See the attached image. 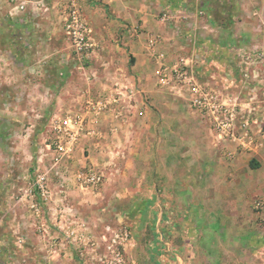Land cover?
Listing matches in <instances>:
<instances>
[{
    "label": "crops",
    "instance_id": "1",
    "mask_svg": "<svg viewBox=\"0 0 264 264\" xmlns=\"http://www.w3.org/2000/svg\"><path fill=\"white\" fill-rule=\"evenodd\" d=\"M98 1L99 11L89 3L84 8L95 47L86 67L74 58L73 69L60 70L64 79L53 117L78 115L84 121L68 175L94 167L106 175L103 190L81 191L71 181L67 193L58 194L51 175L54 202H32L23 195L28 186L17 187L8 199L0 193V264H99V251L83 240L71 246L65 228L76 223L77 232L97 244L103 230L97 224L117 199L136 207L125 214L146 230L153 221L158 248L144 251V264H264V230L252 209L256 198H264V0H249L247 9L242 0ZM163 14L171 20H157ZM152 38L156 44L149 48ZM246 39L253 41L251 49L244 48ZM180 59L188 60L199 83L219 88L223 103L239 95L237 120L247 124L252 147L219 140L213 127L194 134L196 125L206 126L201 121L188 124L187 137L165 132L158 109L168 108L165 95L171 91L159 85L157 70ZM73 70L76 81L66 82ZM233 86L238 93L229 94ZM245 91L256 92L257 103H245ZM99 100L107 107L100 114L94 111ZM120 173L133 178L124 192L107 195Z\"/></svg>",
    "mask_w": 264,
    "mask_h": 264
},
{
    "label": "rangeland",
    "instance_id": "2",
    "mask_svg": "<svg viewBox=\"0 0 264 264\" xmlns=\"http://www.w3.org/2000/svg\"><path fill=\"white\" fill-rule=\"evenodd\" d=\"M88 3L91 5L92 10L98 11L99 7L96 5L102 4L98 0H89V2L88 0H0V193H5L7 199L17 195V187L28 186L26 188L28 189L33 184L37 165V149L43 147V142L48 136V122L58 107L55 103V97L62 86H60V83L64 79V76H59L60 70L64 67L71 69L74 62L72 59L76 58L70 42L64 34L63 20L70 8L77 6L93 37V29L84 13V8H88ZM240 5L243 9L249 8V0H242ZM160 18L158 17L157 20ZM251 18L244 17L245 20ZM245 45L244 48L251 49L253 41L246 39ZM244 51H247V49H244ZM171 59L169 58L168 62ZM81 62L84 65L89 60L82 58ZM250 64H252V69L254 63L251 62ZM217 65L221 64L218 63ZM206 66H203L204 70H207ZM223 67L227 66L223 65ZM76 75L75 70L71 73L68 71L65 81L74 80L75 82L74 77ZM215 78H217L216 75ZM207 86L213 90L212 92L218 97V101L222 102L219 90H217L219 88L216 89L210 84H207ZM239 88L233 86L229 94L238 93ZM250 91H245V97H247L245 103L252 105L254 102L257 103L258 99L256 98V92ZM260 94L262 100L264 93L260 92ZM165 99L170 105H168V108H159L158 115L166 122L168 128L166 127L165 132L169 136L187 137L188 124L190 122L199 124L200 121L201 124L204 123L206 126L199 127V125H196L200 130L194 132V134L201 133L203 128L205 130L202 132L210 133L208 131L211 130V123L199 119L195 115L198 112L190 108L195 112L192 113L186 107V105L190 107L186 92L171 91V93L165 95ZM233 99L230 96L231 103L229 106L237 112L239 95L233 96ZM260 102L264 103L263 101ZM155 112L157 111L153 107V115ZM150 118L155 120L152 115ZM175 144H178V141ZM45 166L46 164H43V167ZM136 170L137 167H134L133 171ZM137 175L139 174L137 173ZM114 176L115 174L111 175V179ZM132 178L129 173L124 175L120 173L112 181L114 185L110 186L111 190L107 191V195H113L114 191L124 192L125 185H128ZM115 183H117L116 189ZM4 186L6 189H4ZM102 190L103 186H100L98 192L101 193ZM20 194L22 196V193ZM0 207L3 208L2 205ZM42 207L45 208L46 206ZM135 208L133 206L129 207L124 199H117V203L115 201L110 203L109 211L104 214L103 219L97 224L98 230L103 227L97 244L88 238L85 247L89 248L90 244H94L93 247L96 252H103L105 242L111 235L106 231V228L109 227L113 232H120L127 228L130 232V242L126 247V258L130 264H135L133 261L136 264H144L142 261L143 256L146 255L144 251L153 252L155 248H158V240L155 236L154 226H152L153 221L146 230L144 222L141 223L140 219L134 218L133 215H126L128 211L135 213ZM125 211H127L126 214ZM69 212V214H72L71 211ZM78 227L80 225H76V223L67 226V228L74 230ZM84 227L86 228V224ZM76 243L72 242L70 245L74 246ZM133 252H136L135 258ZM152 255L155 254L152 253ZM137 259H140V261L138 262ZM201 259L203 258L201 257Z\"/></svg>",
    "mask_w": 264,
    "mask_h": 264
},
{
    "label": "built area",
    "instance_id": "3",
    "mask_svg": "<svg viewBox=\"0 0 264 264\" xmlns=\"http://www.w3.org/2000/svg\"><path fill=\"white\" fill-rule=\"evenodd\" d=\"M160 20L165 23L171 19L168 14H163ZM63 31L76 59L78 61H81L82 58L89 60L95 46L91 30L83 20L77 6H72L64 17ZM155 44L156 39L149 40V47H154ZM158 57L162 58L163 55ZM157 79L162 88L177 93L186 92L190 108L212 123L219 140L223 142L244 141L249 147L254 145L245 127L247 124L238 123L237 112L223 101H218V97L212 92V89L196 80L190 70L188 60L180 59L171 68L161 64L157 70ZM94 105V111L98 114L104 113L107 108L106 104L100 100ZM117 117L123 119V115L118 111ZM238 124H240L241 132L238 130ZM84 126V121L78 115L52 117L49 120L48 136L43 142V147L37 149V165L33 184L24 191L23 195L31 198L32 202H35L36 198L43 204L54 202L53 192L49 187L53 181L51 175L56 178L54 186L58 188L56 191L58 194H66L68 183H72L71 181H73L75 189L98 191L106 177L104 172L95 170L94 167H87L75 172L71 177L68 175L67 167L74 156L76 144ZM233 156L231 152L225 154L228 159H233ZM43 164L46 166L43 167ZM32 209L36 215L40 214V206L36 203L32 204ZM252 209L259 227L264 230V198H256L252 202ZM106 231L111 235L105 242L104 251L98 253V263L130 264L125 254L127 244L130 242V232L127 228L120 232H113L109 227L106 228ZM65 234L70 243L81 240L87 243L88 236H82L77 230L65 228Z\"/></svg>",
    "mask_w": 264,
    "mask_h": 264
}]
</instances>
